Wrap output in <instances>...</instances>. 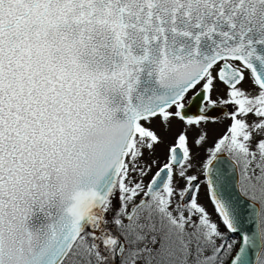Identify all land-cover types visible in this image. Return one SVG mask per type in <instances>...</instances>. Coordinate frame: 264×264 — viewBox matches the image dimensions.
Listing matches in <instances>:
<instances>
[{"label":"snow or ice","instance_id":"1","mask_svg":"<svg viewBox=\"0 0 264 264\" xmlns=\"http://www.w3.org/2000/svg\"><path fill=\"white\" fill-rule=\"evenodd\" d=\"M0 264H264V0H0Z\"/></svg>","mask_w":264,"mask_h":264},{"label":"rangeland","instance_id":"2","mask_svg":"<svg viewBox=\"0 0 264 264\" xmlns=\"http://www.w3.org/2000/svg\"><path fill=\"white\" fill-rule=\"evenodd\" d=\"M223 129V124H217V125H212L209 124L207 126V131L209 133V143H211L212 138H214L217 134H219V132H221ZM178 130V126L174 127V132ZM195 133L192 132L190 133V135H194ZM158 154H160L162 156V150L158 149ZM209 210L211 211V206L208 205Z\"/></svg>","mask_w":264,"mask_h":264},{"label":"water","instance_id":"3","mask_svg":"<svg viewBox=\"0 0 264 264\" xmlns=\"http://www.w3.org/2000/svg\"><path fill=\"white\" fill-rule=\"evenodd\" d=\"M195 109L193 108V111H194ZM245 227H251V228H254L255 227V225L254 224H248V225H245Z\"/></svg>","mask_w":264,"mask_h":264}]
</instances>
